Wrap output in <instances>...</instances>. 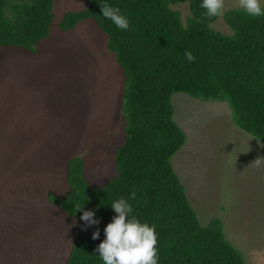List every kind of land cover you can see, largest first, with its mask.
I'll return each instance as SVG.
<instances>
[{
	"label": "rangeland",
	"instance_id": "obj_1",
	"mask_svg": "<svg viewBox=\"0 0 264 264\" xmlns=\"http://www.w3.org/2000/svg\"><path fill=\"white\" fill-rule=\"evenodd\" d=\"M86 4L54 0L38 53L0 48V264H68L90 226L49 199L67 190V160L82 157L93 186L116 174L125 139L122 69L95 21L59 28L66 12ZM237 7L239 0H224L212 28L232 34L224 14ZM174 8L186 21L190 0ZM172 101L187 138L172 163L199 219H222L245 263L264 264V142L235 124L226 101L184 92Z\"/></svg>",
	"mask_w": 264,
	"mask_h": 264
},
{
	"label": "trees",
	"instance_id": "obj_2",
	"mask_svg": "<svg viewBox=\"0 0 264 264\" xmlns=\"http://www.w3.org/2000/svg\"><path fill=\"white\" fill-rule=\"evenodd\" d=\"M186 1L87 0L59 22L66 32L84 20L95 21L124 75L125 139L116 150V174L93 186L84 159L72 156L66 163V192L49 195L70 216L80 219L83 211H93L99 221L76 238L68 264H103L94 250L105 239V226L118 215L110 204L133 191L136 199L128 201L133 215L155 225L158 264H246L226 238L222 219L201 222L173 167L172 158L187 138L175 119L172 97L184 92L226 101L235 124L264 142V16L230 9L224 19L232 34H224L212 28L219 17L201 15V0H190L191 13L184 21L174 6ZM104 4L119 8L129 20L128 30L102 16ZM53 6L54 0H0V48L38 53L51 33ZM186 50L193 62L186 60ZM97 228L100 235L93 240Z\"/></svg>",
	"mask_w": 264,
	"mask_h": 264
},
{
	"label": "clouds",
	"instance_id": "obj_3",
	"mask_svg": "<svg viewBox=\"0 0 264 264\" xmlns=\"http://www.w3.org/2000/svg\"><path fill=\"white\" fill-rule=\"evenodd\" d=\"M262 5H264V0H239L240 8L251 17L264 16ZM200 7L205 10L201 15L211 20L213 17L222 15L224 0H201ZM101 11L102 16L110 20L118 29L123 31L129 29V20L120 13L119 8L104 4L101 5ZM207 26L211 28V24ZM184 55L188 62H193L195 59L190 51L186 50ZM135 199L136 193L133 191L127 199L119 198L110 204L118 215L114 216L112 221L105 226V239L94 250L103 264H158V240L155 225L141 223L133 215L132 205L128 201ZM83 207L78 208L77 211ZM93 216V211H83L80 219L86 221L87 226L98 225L99 221L93 219ZM99 235L100 231L97 228L92 233V239H98Z\"/></svg>",
	"mask_w": 264,
	"mask_h": 264
}]
</instances>
